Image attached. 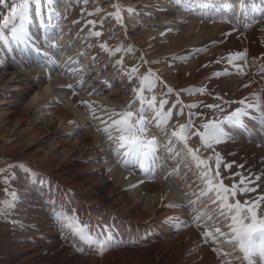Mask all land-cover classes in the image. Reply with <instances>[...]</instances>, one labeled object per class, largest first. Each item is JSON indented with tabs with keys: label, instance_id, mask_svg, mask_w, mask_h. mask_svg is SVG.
<instances>
[{
	"label": "bare ground",
	"instance_id": "6f19581e",
	"mask_svg": "<svg viewBox=\"0 0 264 264\" xmlns=\"http://www.w3.org/2000/svg\"><path fill=\"white\" fill-rule=\"evenodd\" d=\"M65 1L76 4H66L65 8L52 7L53 0L30 4L24 24L28 35L25 42L14 41L8 29L3 30L0 38V54L6 65L14 68V78L19 83L36 87L42 98L36 105L50 108L64 128L63 131L43 125L29 108L17 106V97L6 85H0V139L5 143L0 150L8 156L21 152V158L30 164L25 170L30 182L25 188L22 186L24 194L20 197L16 188L7 192L12 207H6V214L0 217V264H222L227 260H231V264H243L242 259H237L241 254L233 252L232 247L205 243L202 232L207 216L195 222L193 218L205 212L213 215L201 199L202 190L207 188L201 175L207 168L215 174L217 154L220 157L218 171L224 185L230 186L240 180L234 173L259 174L258 192L264 193V125L260 123V111L255 107L259 101V108L264 109V72L260 70L264 66V37L261 34L264 2L144 0V14L152 15L160 24L158 36L151 30L145 29L141 35V30H135L136 22L131 24L130 17L135 19L136 9L131 0H117L125 4L124 11L119 12L120 21L115 16L105 18L107 37L118 40L127 51L130 49L141 56L144 55L141 50L151 53L155 45L161 43L160 54L179 49L172 52V56L177 58L180 53V57H187L184 62L178 56L175 64L181 61L184 66L174 64L173 68L178 70L173 76L165 73L162 77L166 83L157 81L156 84L166 92L165 85L173 89L168 94L177 98L174 109L179 111L183 106L178 123H173L172 116L168 121L169 133L179 125L187 124L189 119L193 121L192 131H203L195 123L197 114L207 116L202 103L224 108L223 111L210 108L217 112L212 114L213 117L209 115L208 120L218 122L225 129L228 134L225 140L209 148L201 143L199 136L190 135L187 147L184 142L173 139L174 151L169 152L164 144L172 138H166L164 131L157 127L154 117L157 107L150 109L144 105L148 124L146 136H155L161 141L155 164V170L161 176L154 180L150 179V173L142 172L137 166L118 163L123 157L116 154L117 142L110 140L108 133L103 131L111 124L109 110H123L136 100L134 80L129 78L123 61L116 63L120 60L118 52L111 54L113 51L109 50L107 40L101 35H91L96 32L93 25L81 15L85 0L61 2ZM175 6H181L182 11ZM186 7L191 11L214 9L220 18L212 12L211 21L196 20L187 14L183 24L181 18ZM232 14L234 18L229 16ZM171 15L178 22L179 35H176V22L168 20ZM198 40V46L207 43L212 49L195 59L188 50ZM102 44L107 50L101 48ZM223 45L235 48V53L219 58L214 52ZM32 51L37 56H32ZM245 52L246 55L229 63V57ZM211 55L215 56L214 60L210 59ZM207 59L210 64L201 69L200 65ZM46 60H49L48 65ZM45 64L47 71L42 68ZM55 71L57 74L48 75ZM185 73H189L188 78L183 77ZM61 75L75 83L73 90L56 85ZM146 92L143 93L145 100ZM83 93L91 99V109L81 104L84 100L76 95ZM225 94L227 97L223 96ZM245 98L246 104L254 106L245 109L252 115L241 117L243 126L229 125L224 117L243 107L230 102ZM33 100L28 104L35 102ZM140 107V102L136 101L132 110L136 112ZM96 117H102L107 124ZM109 132L114 137L118 135L112 128ZM68 134L75 135L77 146L84 147L87 152L82 154L79 147L68 141ZM191 140L195 141L194 147L198 150L204 147L206 157H201L200 151L194 152L199 154L195 153V157L206 164L198 166V159L188 152L189 148L194 149ZM180 152L186 157L184 164L191 166L190 173L196 177L195 181L182 173L181 157L177 154ZM140 180L146 182L138 184ZM196 181L199 182L198 189ZM134 184L138 186L131 187ZM214 195L209 192L204 197L211 202ZM256 195L238 194L237 198L243 201ZM17 204L23 207L22 211ZM57 215L75 217L80 225H86L94 243L82 241L67 227H62L55 218ZM105 242L107 250L99 254L98 245ZM214 247L222 252H232L233 256H218L212 250Z\"/></svg>",
	"mask_w": 264,
	"mask_h": 264
},
{
	"label": "snow or ice",
	"instance_id": "6c2138e0",
	"mask_svg": "<svg viewBox=\"0 0 264 264\" xmlns=\"http://www.w3.org/2000/svg\"><path fill=\"white\" fill-rule=\"evenodd\" d=\"M33 2L38 3L39 0H0V7L5 9V12L0 14V38L3 36V30L8 29L14 41L25 42L28 39L24 24L29 16V6ZM85 3H87V0H85ZM114 7H117L115 18L117 21H120L119 7ZM97 11L100 10L97 9ZM91 35L100 36L101 33L95 32L91 33ZM101 48L107 50L106 46L103 44ZM118 51H120L119 48L111 54L115 55ZM244 55H246V52L232 55L229 57V63H231L233 59L241 58ZM219 62L220 61H217V63ZM116 63L121 64L122 60H117ZM260 70L264 72V66H262ZM131 71L135 73L138 69L133 68ZM214 75L219 76L220 73H215ZM138 79L139 88L133 89V92L136 93V100L130 102L123 110H109L108 120H111V124L105 127L103 131L108 133V138L110 140L114 139L117 142L116 154L117 156L123 157V159L117 161L118 163H121L123 166H137L142 172L150 173V179H155V164L156 160L159 159L158 152L161 141L155 136L151 138H147L146 136L148 124L146 123L147 117L145 116L144 105L147 104V107L150 109L155 108L156 98L153 96L150 101H146L143 93L145 91H152L159 78L156 77L155 73L149 70L146 75L138 77ZM67 87L72 88V85L69 84ZM165 87L168 93L173 92L171 87H167V85H165ZM245 87H247V85H245ZM200 91L203 92L204 89L201 88ZM217 99L220 98L217 97ZM246 100L247 98L230 102L238 103L243 107L237 108L224 117L229 125L243 126L241 117L252 115L245 109H250L254 106L252 104H246ZM136 101L140 102L141 107L138 111L134 112L132 110V105ZM80 103L89 109L92 108V105L87 101H81ZM165 103H167V101L159 102L161 111H155L154 117L157 127H160L164 131L165 137L167 138L170 136L172 138L168 139L167 143L164 144L166 151H174L173 139L175 141L184 142L185 147H187V139L190 135L199 136L201 143L209 148H211L213 144L221 143L228 137L225 129L222 128L218 122H213L211 120L202 124L201 127L203 131H192L194 125L192 119H189L187 124H181L178 129H173L169 133L167 131V123L171 119L172 110L169 109L166 113L163 112L162 109ZM175 107L176 106L173 105V108ZM206 107L220 108L221 111H223L218 104H210L206 105ZM255 107L260 111V123L264 125V109L259 108V101ZM178 114H183V106L179 109ZM96 118L101 119L103 123L107 124V121L103 120L102 117ZM109 128H112L118 135L114 137L109 132ZM196 151H198V149ZM188 152L192 154L194 158L198 159V166L207 163L195 157L194 150L189 148ZM219 163L220 157L217 154V170L215 174L212 175V169L207 168L201 175V178L207 184V188L202 190L203 194L207 195L209 192L215 193L214 197L211 199V203L205 205L209 212H214L215 214L207 215L206 212L200 213L193 218L194 222L204 219V217L207 216V220L203 225L205 230L202 232L205 243L211 242L216 245H227L232 247L233 252L238 251L241 254L237 259H242L243 264H264V193L258 192L259 185L256 183V181L261 179V176L253 173H248L247 175L234 173V176H240V180L238 182L234 181L230 186H226L223 183V179L220 178V173L218 171ZM226 167H231V165H227ZM239 167H243V165ZM214 180L217 182L213 183ZM145 182V180H140L138 184ZM5 183H7V180H5ZM138 184L131 185V187L135 188ZM247 193H257V195L254 197L248 196L243 201L237 198L238 194L244 196ZM12 195L15 198V193H12ZM3 203L8 208L12 207L9 201H4ZM212 205L216 207L213 208ZM0 214H2V210H0ZM55 218L62 224V227H67L82 241L89 244L94 243L86 230V225H80L75 217L57 215ZM198 227L201 226L198 224ZM108 239L110 240L111 238L109 237ZM107 247V242L100 243L97 249L99 254H103V252L107 250ZM212 250L217 252L218 256H233L232 252H222L215 247ZM222 264H231V260L222 261Z\"/></svg>",
	"mask_w": 264,
	"mask_h": 264
},
{
	"label": "rangeland",
	"instance_id": "374dc122",
	"mask_svg": "<svg viewBox=\"0 0 264 264\" xmlns=\"http://www.w3.org/2000/svg\"><path fill=\"white\" fill-rule=\"evenodd\" d=\"M62 0H53L52 2V7L54 8H65L67 7L69 4V6H74V2H69L66 3L65 2H61ZM64 1V0H63ZM91 1H87V3L83 2L82 3V7H81V15L86 19L92 22L93 28L96 32H100L101 33V37L105 38L107 40V44H108V48L110 51H115L117 48L120 49V51H118V55H119V59L122 60L126 67H127V71H128V76L129 78L131 77L132 80H134L135 83V88H139V79L138 77H141L143 75H146L148 73L149 70H151V72L155 73L156 77H158L159 79L157 81H159L160 83H166L165 80H163L164 78L162 77L163 74L167 73V75L169 76H173V73L176 72L177 70H175L173 67L175 65H180L181 63L183 64L185 62V56L181 55L180 57V53L177 54V58L175 57L176 55L172 56L173 53H175V51H179L178 50H174V52L172 53H166V54H160V45H162L161 43L156 44L154 51H151L146 53L145 51L141 50L142 54L144 55H137L136 53H133L132 51H127L125 47H122L123 45L119 44V41L116 39H112V38H108L107 37V32H106V27L107 25H105V22L107 21L105 18H113L115 16V13L117 11V7L114 6H118L120 11H124V5H122V2H118L117 0H92ZM144 0H131L130 2H132L133 4H135V9H136V17L134 19V17H130L131 24L132 22H136V29L135 30H141L140 35L145 33L143 30H151L152 32H154V34L157 33L158 36V31L161 30L160 28V24L157 23V21H155V18L152 15L149 14H144L143 10L145 11V6L143 3ZM222 1V0H221ZM258 2V1H257ZM259 2L262 4V2H264V0H259ZM66 4H68L66 6ZM181 7V6H180ZM179 6H175V9H179V11H182L181 8ZM183 7V6H182ZM97 9H99L100 11H97ZM173 9V7L171 8ZM174 9V10H175ZM183 13L184 16H182V23H186L185 19L187 20V14L188 16L191 15V17L193 19L196 20H209L211 21V15L213 13H215L216 18H220L219 14H216V12H214V9L209 8V11L207 10H190L189 7L183 8ZM187 10V12H186ZM119 11V12H120ZM5 9L3 7H0V14L4 13ZM207 12H209L207 14ZM212 12V13H211ZM193 15V16H192ZM223 16V15H222ZM232 18H234V15H229ZM174 18V16H170L168 20L172 21ZM106 20V21H105ZM136 20V21H133ZM173 23H175L176 21L173 20ZM180 22V24H182ZM178 22H176V35L180 34L181 31L179 29V25H177ZM134 28V27H133ZM151 28V29H149ZM158 30H157V29ZM155 30V31H154ZM157 30V31H156ZM180 32V33H179ZM194 34V33H193ZM262 38L264 37V30H262ZM193 36V35H192ZM191 36V37H192ZM157 39V38H156ZM264 39V38H263ZM200 43V40H198L197 42H195V44H192L189 46V50L191 51V53H193L195 55V59L197 58V56L200 55H204L206 53H208L211 49H212V45H207V43H204V45H197ZM206 44V45H205ZM218 44V42L216 43ZM215 44V45H216ZM25 45V44H24ZM196 45V46H195ZM194 46V47H193ZM220 48L219 50H215L214 54L216 56H218L219 58H222L225 55H231L232 53H235V48L229 47V46H225ZM27 48V47H26ZM230 49V50H229ZM233 52H232V51ZM125 51V52H124ZM193 51V52H192ZM224 51V53H223ZM227 51V53H226ZM221 52V53H220ZM220 53V54H219ZM223 53V55H222ZM229 53V54H228ZM146 54V55H145ZM32 56H35L36 53H33V51L31 52ZM222 55V56H221ZM37 56V55H36ZM181 58H179V57ZM175 57V58H174ZM213 55L210 56V59L212 58V60H214ZM182 60L184 62L175 64L177 62H175L176 59ZM18 59V58H17ZM47 61V65L49 64V60ZM177 61V60H176ZM190 61V60H189ZM10 62V60H9ZM215 63V62H213ZM157 64V65H156ZM173 64V65H172ZM175 64V65H174ZM181 64V66H182ZM210 64L209 60L207 59L205 62H203L202 65H200V68L203 69V67H207ZM219 64H221L219 62ZM46 64L42 67L44 68L46 71L48 70V66ZM172 65V66H171ZM6 62L3 61V58L0 54V85H6L7 90L11 93L14 94V96H16V104L20 109H26L29 108L31 113L35 115L36 119L39 120L43 125L47 124L49 127H54L57 130H63L64 128L58 123V116H53V113L51 111L50 108H47L44 106L43 107H38L36 105V102H38L39 100H41L42 98L37 94L38 89L36 87H32V86H28L25 82H18V79L14 78L15 75L12 73L13 69L12 67L7 66L6 69ZM184 66V64H183ZM133 68L138 69L137 72L133 73L131 70ZM173 68V70H172ZM182 68V67H179ZM51 69V68H50ZM54 69V68H53ZM172 70V71H171ZM52 72V71H51ZM195 73H198L197 71H194ZM52 74H57V71L48 74V75H52ZM223 76V75H222ZM184 78H188L189 77V73H185ZM224 77V76H223ZM219 78V77H218ZM59 81L56 83L57 86L60 87H67V85L71 84L72 88H68L69 90H73V88L75 87V83L73 84V82H71L69 79H67L66 76L61 75L59 76ZM63 80V81H62ZM61 81V82H60ZM156 81V84H158ZM64 82V83H63ZM25 84V85H24ZM154 86L152 91H147L146 94V100L150 101L151 98L153 96H155L156 98V111H161L160 107H159V102L160 101H167V103L164 104V107L162 109L163 112H167L169 109L172 110V117H173V123L177 124L178 121L181 119V117L178 114V111L176 109L173 108V105H175L177 98L175 96H173L172 94H168V92H166L164 89H162L159 86ZM78 97H80L82 100L87 101V102H92L91 99L85 94L83 93L82 96H79V94H76ZM86 95V96H85ZM224 97H227V95H223ZM34 98V100H33ZM33 100L35 102L28 104V101ZM204 104V105H202ZM201 107L202 110L207 113V116H205L204 114L200 113L199 116H197L195 123L202 128V124L206 122V120L208 121V116H212V114L215 115V113L217 112L216 109H210L208 107H206L207 103H202ZM224 109V108H222ZM206 110V111H205ZM211 111V112H210ZM213 111V113H212ZM210 113V114H209ZM179 116V117H178ZM207 117V119H206ZM213 117V116H212ZM63 128V129H62ZM203 130V129H202ZM67 140L72 142L73 144H75V146H77L76 140H75V135L72 134H68L66 136ZM200 140V139H199ZM194 142V143H193ZM4 140L0 139V147H2L4 145ZM191 146L194 148L193 150L196 151L198 148H195L194 146H196V143L194 140H191ZM79 147L80 151L82 152V154H84L85 152H87L85 150L84 147L82 146H77ZM200 149V148H199ZM202 154H200L201 157H206V154L204 153V147L203 149L201 148V150H198L197 152H199ZM197 152H195L197 155H199ZM0 210H2V214H0L1 216H4L6 214V212L4 210H6L5 208L7 207L3 202L4 201H9L8 200V193L12 191L13 189L16 190V193L18 195H22L23 192H21L22 190V186H24L23 188H25L28 183L30 181H27V174L25 173V170H27L30 167V164L27 161H24L21 158V152L17 153L16 155H9L6 152H2L0 150ZM7 154V155H6ZM205 154V155H204ZM179 157H181V165H180V169L182 171V173L185 175V177L187 179H189L190 181H195L196 177L193 176L191 172V166L188 163L184 164V159L186 157H182L181 156V152L179 153ZM3 161V162H2ZM5 162V163H4ZM4 163V164H2ZM155 179L154 180H159V177L161 176L160 173H158V170H155ZM5 180H7V183H5ZM26 181V182H25ZM28 182V183H27ZM25 183V184H24ZM199 182L196 181V185H197V189H198V185ZM16 186V187H15ZM21 188V189H20ZM12 189V190H11ZM24 194V193H23ZM20 195V197H21ZM24 197V195L22 196ZM203 203L206 204H210L211 202L207 201L206 198L203 197L201 198ZM211 201V200H210ZM213 208H215L216 206H213ZM17 208L21 209L20 211L23 210V207H18L17 204ZM211 214H215L214 212H211Z\"/></svg>",
	"mask_w": 264,
	"mask_h": 264
}]
</instances>
